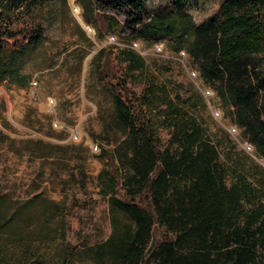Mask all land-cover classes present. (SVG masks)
Here are the masks:
<instances>
[{
  "label": "trees",
  "instance_id": "trees-1",
  "mask_svg": "<svg viewBox=\"0 0 264 264\" xmlns=\"http://www.w3.org/2000/svg\"><path fill=\"white\" fill-rule=\"evenodd\" d=\"M48 1L0 0L3 76L5 54L42 40V26L28 19ZM79 1L98 35L129 29L154 40L178 32L184 45L177 50L187 52L253 156L264 159V0H219L201 22L186 11L190 0H172V11L147 22L145 0ZM104 58L96 76L111 92L123 136L100 146L96 179L128 220H113L106 239L86 243L94 263L264 264V167L232 153L231 137L223 147L210 133L192 82L168 77L164 65L149 66L134 49ZM69 207L42 195L0 194V232L28 225L37 212L44 219L41 236L62 238L58 221L70 217ZM75 247L67 244L56 264H68ZM29 261H40L36 248L14 264ZM0 264H8L1 255Z\"/></svg>",
  "mask_w": 264,
  "mask_h": 264
},
{
  "label": "rangeland",
  "instance_id": "rangeland-1",
  "mask_svg": "<svg viewBox=\"0 0 264 264\" xmlns=\"http://www.w3.org/2000/svg\"><path fill=\"white\" fill-rule=\"evenodd\" d=\"M218 4L219 0H190L186 11L195 22H201ZM83 7L79 0H50L34 9L28 21L42 26V40L22 53L3 57L0 194L17 200L42 195L70 206L67 220L56 219L62 223V238L41 236L44 219L37 212L28 225L2 230L0 255L8 264L35 248L40 261L28 264H56L69 243L76 247L68 264H95L86 243L106 239L113 220H128L110 206L96 179L101 169L100 146L115 144L123 136L111 92L96 76L97 64L109 53L134 49L149 66L164 65L168 77L192 82L202 94L200 110L210 133L223 147L230 146L231 137L236 141L232 153L252 157L264 167V159L253 156L248 141L241 137L213 89L200 78L187 52L177 50L176 46L184 45L178 32L154 40L129 29L98 35V29L83 19ZM170 11L172 0H145L144 21ZM118 19L124 20L121 15Z\"/></svg>",
  "mask_w": 264,
  "mask_h": 264
},
{
  "label": "bare ground",
  "instance_id": "bare-ground-1",
  "mask_svg": "<svg viewBox=\"0 0 264 264\" xmlns=\"http://www.w3.org/2000/svg\"><path fill=\"white\" fill-rule=\"evenodd\" d=\"M74 10H75L76 15L79 16V8L76 7ZM80 20L82 21V19H80ZM78 134H79V133H78Z\"/></svg>",
  "mask_w": 264,
  "mask_h": 264
}]
</instances>
